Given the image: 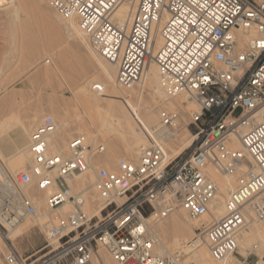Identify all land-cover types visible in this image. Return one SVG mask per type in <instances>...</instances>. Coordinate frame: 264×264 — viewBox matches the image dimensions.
<instances>
[{"label":"built area","instance_id":"built-area-1","mask_svg":"<svg viewBox=\"0 0 264 264\" xmlns=\"http://www.w3.org/2000/svg\"><path fill=\"white\" fill-rule=\"evenodd\" d=\"M122 0H51L63 13H75L92 45L118 67L116 80L130 88L137 84L154 58L173 94L188 93L200 106L192 116L199 142L193 153L166 162L163 146L155 139L138 162L120 159L116 170L97 168L96 183L102 217L83 208L86 197L74 192L71 180L85 173L93 158L106 150L103 142L88 143L75 136L69 155H48L54 119L46 117L33 132L32 165L0 184V233L37 214L24 191L34 183L50 186L49 210L71 203L75 211L52 224L50 233L60 244L38 258L23 257L10 248L7 264H91L97 247H104L119 264H195L182 253L155 257V238L149 230L153 214H170L185 207L191 219L212 213L210 205L219 186L207 171L238 175L228 200V213L211 225L196 228L212 255L221 260L236 254L241 231L253 220H264V119L256 111L264 104V0H138L131 21L119 23L113 14ZM164 39L154 56L155 32L163 17ZM255 30L244 47L237 31ZM92 90L104 93L94 82ZM241 109L236 116L235 111ZM177 114L164 111L163 123L172 126ZM240 136L242 148H229L231 135ZM124 197L123 201L118 198ZM253 210L254 214L250 213Z\"/></svg>","mask_w":264,"mask_h":264},{"label":"bare ground","instance_id":"bare-ground-1","mask_svg":"<svg viewBox=\"0 0 264 264\" xmlns=\"http://www.w3.org/2000/svg\"><path fill=\"white\" fill-rule=\"evenodd\" d=\"M36 1L41 3L43 8L50 9L46 6L47 0ZM48 1L51 4V0ZM12 3L14 4L12 10L14 19L21 20V12H25L28 2L26 0H12ZM137 4L138 0H122L113 14V19L119 23L131 21ZM53 14L64 27L68 41L71 40L80 46H84L96 62L98 74L87 83L86 90H92L94 82L105 85L104 93L100 94L93 91V109L90 111L93 113L92 118L89 117L92 120L91 124L89 123L90 126L85 123V120H81L78 128H76V134L88 143L95 144L101 137L109 138L111 143L108 144L106 151L93 158L89 169L85 173L77 175L71 180L74 192H81L86 197V203L83 205L84 210L90 216L102 217V205L99 203V190L96 183L97 168L101 166L109 168L110 163L117 159L116 152L120 144L126 150V156L123 159L138 162L143 150L151 146L154 139L163 146L166 162L176 158L185 148L190 147L194 143L193 140L197 138L196 134H188L185 129L188 124V115L192 114L193 116L195 112L200 110V106L186 92L173 94L169 91L167 84L164 82L161 69L154 58L148 62L142 78L137 84L130 88L119 85L116 80L117 65L103 58L92 45L89 35L81 26L77 15L75 13H63L62 11H59V14L54 11ZM167 18L168 14L163 17L157 26L155 42L152 46L154 56L163 44L164 39L161 28ZM237 35L240 40L239 47H244L251 37L258 34L255 30H238ZM69 45L71 46V44ZM60 59L64 60L63 53L60 54ZM50 62L51 60H48L47 63ZM57 70L56 65L49 66L46 71L44 70L45 74L43 75L49 78L52 72L55 73ZM54 110L55 106L53 105L52 111L49 113L51 114L50 117L54 119V133L49 137L47 153L48 155L59 154L67 157L69 155V142L75 136H71L70 140L63 136L62 142L59 141L58 137L63 135L61 133L68 127V122L66 120L58 121L54 115ZM180 110L184 113H181ZM164 111H172L177 114L172 126L163 123L162 114ZM49 113L36 114L28 122L15 118L0 125V184L7 180V175L15 176L32 165L31 143L33 132L39 125L43 124ZM255 117L257 120L264 119V104L256 111ZM228 146L234 149L242 148L240 136L233 133L228 141ZM132 158L137 160L135 161ZM116 169L111 168L110 170ZM206 169L220 189L210 205L212 213H207L199 219H191L187 209L180 206L170 214H153L148 220L149 230L155 238V243L152 246L153 256L163 257L180 252L185 253L186 258L195 264H235V254H230L221 260L215 259L207 240L198 239L196 241L197 245L193 248L189 244L195 237H201V234L196 232V228H201L205 224L209 226L228 213L227 200L239 183L238 175L223 174L213 164L207 165ZM54 190L55 187L53 186L46 189L37 188L34 183L24 187V191L36 207L40 209L43 205H46L47 210L44 213L38 212L37 209V214L34 216H37L39 221L41 220V226L47 236L49 245L56 248L60 244V240L58 236H53L50 233V226L60 224L63 218L75 211V207L71 203H65L54 210L55 215H50L53 211L49 210L47 200ZM118 200L123 201L124 197L118 198ZM250 213L254 214L253 210H250ZM20 224L11 229L9 234L17 230ZM169 240L172 241L174 248L169 246ZM259 243L264 244V220H253L241 231L238 247L239 249L241 247L252 249ZM104 257L106 264H112L110 258ZM92 261L94 264H103L98 253L93 255Z\"/></svg>","mask_w":264,"mask_h":264},{"label":"rangeland","instance_id":"rangeland-1","mask_svg":"<svg viewBox=\"0 0 264 264\" xmlns=\"http://www.w3.org/2000/svg\"><path fill=\"white\" fill-rule=\"evenodd\" d=\"M26 2V10L21 12L22 19L17 20L12 12V0H0V125L15 118L28 122L36 114L49 113L54 105L57 120L68 122L65 128L67 133L64 129L58 139L60 142L64 137L70 140L71 136H77L76 128L81 120H85L89 126L92 122L93 90H86L85 86L98 74L96 62L84 46L68 41L64 27L53 14L54 11L59 14V11L48 0L46 6L51 10L43 8L36 0ZM61 53L64 60L60 59ZM48 60L51 62L47 63ZM52 65H56L58 70L46 78L44 70ZM241 111L237 109L235 115H240ZM47 115L51 116L50 113ZM196 129L192 114L188 115L185 132L195 135ZM194 140L190 147L182 151V156L193 153L199 143ZM99 142H103L107 150L111 140L101 137ZM125 151L120 144L117 159L110 163L109 168L116 169L118 161L125 158ZM45 206L37 207L38 212L44 213L47 210ZM55 213L53 211L50 215ZM48 242L41 220L37 216H30L14 232L6 235L0 233V264H7L5 255L10 248L25 258L41 257L51 246L43 249ZM169 246L174 248L171 240ZM97 253L103 264H106L104 256L110 258L112 264H119L105 248L97 247L94 255ZM182 255L187 257L185 253ZM234 257L235 264H264V244L259 243L252 249L238 247ZM186 260L190 261L188 258ZM91 264H94L93 261Z\"/></svg>","mask_w":264,"mask_h":264}]
</instances>
